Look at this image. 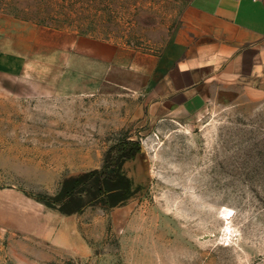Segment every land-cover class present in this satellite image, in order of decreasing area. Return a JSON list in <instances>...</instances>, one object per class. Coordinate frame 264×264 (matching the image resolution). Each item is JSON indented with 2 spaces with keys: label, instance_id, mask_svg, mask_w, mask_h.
Wrapping results in <instances>:
<instances>
[{
  "label": "rangeland",
  "instance_id": "1",
  "mask_svg": "<svg viewBox=\"0 0 264 264\" xmlns=\"http://www.w3.org/2000/svg\"><path fill=\"white\" fill-rule=\"evenodd\" d=\"M188 1L0 0V12L159 50ZM28 68L0 73V264H264V100L224 90L193 114L149 118L141 95ZM129 139L128 199L98 193L74 212L75 255L42 241L60 223L45 196Z\"/></svg>",
  "mask_w": 264,
  "mask_h": 264
},
{
  "label": "crops",
  "instance_id": "2",
  "mask_svg": "<svg viewBox=\"0 0 264 264\" xmlns=\"http://www.w3.org/2000/svg\"><path fill=\"white\" fill-rule=\"evenodd\" d=\"M29 65L81 77L84 91L141 95L149 118L193 114L224 90L264 100V0H189L159 50L0 12V73L17 76ZM54 215L59 225L36 235L75 255L84 244L77 215Z\"/></svg>",
  "mask_w": 264,
  "mask_h": 264
},
{
  "label": "trees",
  "instance_id": "3",
  "mask_svg": "<svg viewBox=\"0 0 264 264\" xmlns=\"http://www.w3.org/2000/svg\"><path fill=\"white\" fill-rule=\"evenodd\" d=\"M115 147L116 153L108 155L100 168L65 177L59 192L54 196H45L43 202L63 214H71L87 204H95L92 199L98 193L102 194L99 198L102 204L115 206L124 203L134 185L123 170V164L135 157L140 151V144L135 140H120ZM84 195L90 198L85 200Z\"/></svg>",
  "mask_w": 264,
  "mask_h": 264
},
{
  "label": "bare ground",
  "instance_id": "4",
  "mask_svg": "<svg viewBox=\"0 0 264 264\" xmlns=\"http://www.w3.org/2000/svg\"><path fill=\"white\" fill-rule=\"evenodd\" d=\"M229 211H230L229 209H226V210L224 211V214L228 215L227 213H230Z\"/></svg>",
  "mask_w": 264,
  "mask_h": 264
}]
</instances>
